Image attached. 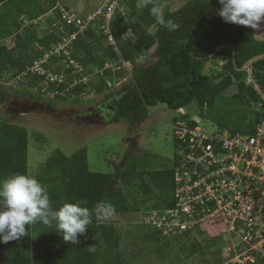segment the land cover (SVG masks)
<instances>
[{"label": "trees", "instance_id": "trees-1", "mask_svg": "<svg viewBox=\"0 0 264 264\" xmlns=\"http://www.w3.org/2000/svg\"><path fill=\"white\" fill-rule=\"evenodd\" d=\"M169 1L153 0V5L163 11L166 19L180 25L175 31L157 23L151 6L137 9V0H117L110 30L120 56L133 64L129 84L117 92L104 94L105 81L117 79L124 71L113 72L104 68V64L116 55L102 46L101 35L91 25L78 35L71 55L86 72L101 71L94 73L87 84L74 86L72 93L75 97L71 92L67 96L59 93L51 101L78 103L81 93L94 89L111 100V122L126 121L131 125L147 114L149 107L158 103L172 110L191 103L200 108L212 106L216 97L230 87L236 88L232 97L247 105L259 102V94L244 82L246 71L239 68L251 57L264 52V41L256 40L252 29L247 26L224 22L217 12L218 0H189L176 10L169 8ZM57 3L58 0H0V80L6 74L12 75L5 79L7 81L18 76L59 40V27L53 25L59 16L53 9ZM19 16L29 21L45 16L47 27L41 31L33 23L22 27ZM8 37L13 39L12 48L2 42ZM151 48L154 59L147 65L138 64V58ZM59 62L60 59H51L54 71L64 69L66 82L59 85L61 92L68 86L72 75L70 68H64V63ZM207 62L219 63L221 69L217 73H204ZM250 69L258 83L264 86V59L253 63ZM23 81L19 83L34 88L39 86L40 77L29 75ZM53 87L51 84L49 89ZM30 90L26 88L23 94L42 98L43 94H32ZM8 95L7 90L0 88V103ZM259 118L260 114H256L253 127ZM179 120H186L189 126L196 124L186 117L176 121ZM27 151V129L7 120L0 121V180L15 174L29 175ZM176 158L168 168L148 169L147 162L141 163L144 155L143 159L132 155L116 173L95 172L88 168L84 147L69 155L54 149L40 165L35 178L46 188L54 210L64 203H80L92 210L101 202H110L115 208L114 214H126L173 205ZM141 227L139 225L137 231L144 242L163 239L157 230L143 232ZM28 232L19 240L0 243V264H129L119 250L121 234L109 219L97 220L93 216L86 233L78 237V244L65 242L54 226L42 223L29 225ZM175 238L184 239L188 255L208 254L196 239L187 235ZM168 242L165 240L164 244L168 245ZM216 262L219 264L220 260L213 259L210 263Z\"/></svg>", "mask_w": 264, "mask_h": 264}, {"label": "built area", "instance_id": "built-area-1", "mask_svg": "<svg viewBox=\"0 0 264 264\" xmlns=\"http://www.w3.org/2000/svg\"><path fill=\"white\" fill-rule=\"evenodd\" d=\"M58 3L53 9L59 16L53 25L59 27V40L12 80L20 82L36 75L40 77L39 86L34 87L36 93L67 96L71 92L75 97L74 86L87 84L101 71L86 72L71 55L78 35L93 25L102 37V46L116 55L104 68L124 71L117 79L105 81L104 93L129 84L133 64L120 56L110 30L117 0H107L103 7L84 13ZM28 23L31 21L21 19L22 27ZM51 59H60L70 68L71 81L61 92L58 87L66 82V76L54 71ZM245 71L244 82L260 96V118L252 132L221 128L206 132L197 124L189 126L186 120L175 121L173 136L178 153L173 167V205L135 211L139 224L152 226L163 238L187 235L196 239L208 254L217 256L219 264H264V92L251 69ZM11 76L6 74L4 80ZM51 84L54 87L49 89ZM86 94L97 92L88 89L80 96Z\"/></svg>", "mask_w": 264, "mask_h": 264}, {"label": "rangeland", "instance_id": "rangeland-1", "mask_svg": "<svg viewBox=\"0 0 264 264\" xmlns=\"http://www.w3.org/2000/svg\"><path fill=\"white\" fill-rule=\"evenodd\" d=\"M187 1L189 0H170L168 6L171 10H176ZM58 2L59 5L60 3L69 5L84 13L103 7L107 0H58ZM44 18L37 20L39 28L46 26ZM7 44L10 43L7 41ZM153 59L151 48L138 58L137 63L147 65ZM63 63L61 61L60 64ZM63 67L66 65L63 64ZM220 69L219 63L207 62L203 72L217 73ZM0 88L9 92L6 100L0 103V121L7 120L27 129L28 176L34 178L42 162L54 149L69 155L76 149L84 147L87 151L88 168L95 172L116 173L132 155L137 159L139 157L143 159L144 155V161L141 160V163L143 165L147 162L148 169L168 168L178 153L173 136V124L180 117L193 121L206 132L221 128L229 132L248 133L253 127L255 115L259 114L257 103H251L249 106L243 100L232 97V93L236 91L235 87H230L219 94L209 107L200 108L196 103H191L172 110L158 103L149 107L148 113L132 125L126 121H110L112 105L105 93L86 94L78 103H73L70 100L51 101L55 96L47 94L40 99L31 98L28 93L23 92L27 88L34 94L36 93L34 88L13 80H0ZM262 88L264 92V86ZM146 153H149V156L145 157ZM109 222L113 223L121 234L119 250L129 264H211L213 259H217V256L207 253L188 255L187 244L182 238L144 242L139 238L137 227L141 224L135 211L114 214ZM141 229L143 232L154 231L149 225H142ZM165 240H169L168 245L164 244Z\"/></svg>", "mask_w": 264, "mask_h": 264}, {"label": "clouds", "instance_id": "clouds-1", "mask_svg": "<svg viewBox=\"0 0 264 264\" xmlns=\"http://www.w3.org/2000/svg\"><path fill=\"white\" fill-rule=\"evenodd\" d=\"M218 4V15L226 23L259 29L260 22L264 21V0H218ZM150 6L159 25L169 31L180 27L166 19L163 11L153 5V0H137V9ZM114 213L110 202H101L92 210L80 203H64L54 210L46 188L36 178L15 174L0 180V243L19 240L29 234V225L42 223L54 226L65 242L78 244V237L86 233L93 216L97 220H108Z\"/></svg>", "mask_w": 264, "mask_h": 264}, {"label": "water", "instance_id": "water-1", "mask_svg": "<svg viewBox=\"0 0 264 264\" xmlns=\"http://www.w3.org/2000/svg\"><path fill=\"white\" fill-rule=\"evenodd\" d=\"M254 37L258 41H264V21L260 22V27L259 29H252ZM264 59V52L261 54L255 55L248 59L240 68V71H245L246 69L250 68L253 63Z\"/></svg>", "mask_w": 264, "mask_h": 264}, {"label": "crops", "instance_id": "crops-1", "mask_svg": "<svg viewBox=\"0 0 264 264\" xmlns=\"http://www.w3.org/2000/svg\"><path fill=\"white\" fill-rule=\"evenodd\" d=\"M50 13H51V11H50L47 15H50ZM43 17H45V16H43ZM43 17H42V18H43ZM22 18H23V16H19V18H18L19 23H21V19H22ZM40 18H41V17H40ZM37 20H39V18L32 20L31 23L35 24L36 28H38V29H37L38 31H41L42 29L46 28L47 24H46L45 22H44V24H45L46 26L43 27V28H39V27H38V24H36V23H37ZM34 22H35V23H34ZM38 33H39V32H38ZM12 40H13V39H12L11 37H8V38L4 39L2 42L5 43V44L8 46V48H12V47H13ZM7 41H8L10 44H7Z\"/></svg>", "mask_w": 264, "mask_h": 264}, {"label": "flooded vegetation", "instance_id": "flooded-vegetation-1", "mask_svg": "<svg viewBox=\"0 0 264 264\" xmlns=\"http://www.w3.org/2000/svg\"><path fill=\"white\" fill-rule=\"evenodd\" d=\"M98 111L100 110V108L97 109Z\"/></svg>", "mask_w": 264, "mask_h": 264}]
</instances>
